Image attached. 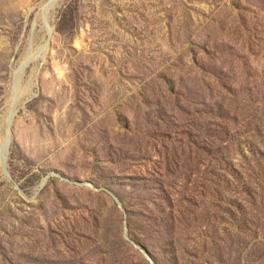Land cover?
<instances>
[{
	"label": "rangeland",
	"instance_id": "1",
	"mask_svg": "<svg viewBox=\"0 0 264 264\" xmlns=\"http://www.w3.org/2000/svg\"><path fill=\"white\" fill-rule=\"evenodd\" d=\"M49 4L0 0V264H264V0Z\"/></svg>",
	"mask_w": 264,
	"mask_h": 264
},
{
	"label": "water",
	"instance_id": "2",
	"mask_svg": "<svg viewBox=\"0 0 264 264\" xmlns=\"http://www.w3.org/2000/svg\"><path fill=\"white\" fill-rule=\"evenodd\" d=\"M50 42H48L47 46L49 47ZM9 123H8V130H9V138L8 141L6 142L4 148H7L4 152H2L0 154V160H1V166L2 168L6 171V165H7V159H8V153H9V148H10V144L12 141V126L14 123V118L16 115V111L14 108V105L12 106L11 110H10V114H9ZM47 180V178L45 179V181ZM116 202L118 203V205H120L119 201L117 199H115Z\"/></svg>",
	"mask_w": 264,
	"mask_h": 264
},
{
	"label": "bare ground",
	"instance_id": "3",
	"mask_svg": "<svg viewBox=\"0 0 264 264\" xmlns=\"http://www.w3.org/2000/svg\"><path fill=\"white\" fill-rule=\"evenodd\" d=\"M55 1L56 0H50V4L48 5V7L46 9L47 11L54 5ZM28 62H26L24 65L26 66L28 64ZM13 105H14V102H13ZM8 123H9V121H8ZM8 138H9V130H8V134H7V137H6L5 141L0 146V154L7 149V148H4V146H5L6 142L8 141Z\"/></svg>",
	"mask_w": 264,
	"mask_h": 264
}]
</instances>
